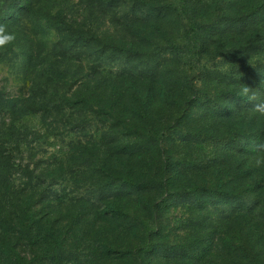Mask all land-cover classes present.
Masks as SVG:
<instances>
[{
	"label": "rangeland",
	"instance_id": "rangeland-1",
	"mask_svg": "<svg viewBox=\"0 0 264 264\" xmlns=\"http://www.w3.org/2000/svg\"><path fill=\"white\" fill-rule=\"evenodd\" d=\"M0 24V264H264V0H0Z\"/></svg>",
	"mask_w": 264,
	"mask_h": 264
},
{
	"label": "clouds",
	"instance_id": "clouds-1",
	"mask_svg": "<svg viewBox=\"0 0 264 264\" xmlns=\"http://www.w3.org/2000/svg\"><path fill=\"white\" fill-rule=\"evenodd\" d=\"M15 39L13 33H7L5 31V26L0 24V47L5 46L6 44L12 42ZM264 87V77L260 79L259 86ZM238 95L244 97L248 102H253L257 100V92L253 91V87L249 84H242L239 89ZM253 112L259 113L261 116H264V102L254 103L252 107ZM257 156L255 157V166L260 167L264 166V142L256 145Z\"/></svg>",
	"mask_w": 264,
	"mask_h": 264
},
{
	"label": "trees",
	"instance_id": "trees-1",
	"mask_svg": "<svg viewBox=\"0 0 264 264\" xmlns=\"http://www.w3.org/2000/svg\"><path fill=\"white\" fill-rule=\"evenodd\" d=\"M124 182L126 184V185L123 186V187H125V192H127V190H131L132 192H140V191H146V190H149L151 188L157 187V184L154 181H152V182L155 183V186L152 185V184H150V182H146V181H136V182H133V181H126L125 180ZM152 186H154V187H152ZM184 194L188 196V193H184ZM174 198H178V200H181L180 196H178V195H174L173 196V200H174ZM195 203H196V201H195Z\"/></svg>",
	"mask_w": 264,
	"mask_h": 264
}]
</instances>
